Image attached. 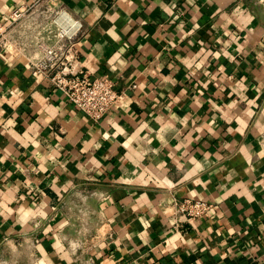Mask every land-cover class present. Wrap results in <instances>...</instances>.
<instances>
[{"label":"crops","instance_id":"1","mask_svg":"<svg viewBox=\"0 0 264 264\" xmlns=\"http://www.w3.org/2000/svg\"><path fill=\"white\" fill-rule=\"evenodd\" d=\"M54 1L123 97L94 120L1 51L0 264H264V0Z\"/></svg>","mask_w":264,"mask_h":264},{"label":"built area","instance_id":"2","mask_svg":"<svg viewBox=\"0 0 264 264\" xmlns=\"http://www.w3.org/2000/svg\"><path fill=\"white\" fill-rule=\"evenodd\" d=\"M83 22L54 0H34L0 22V53L24 54L31 73L49 79L77 108L101 119L123 95L107 75L92 78L77 66ZM176 214L187 221L210 215L216 204L201 199L175 202Z\"/></svg>","mask_w":264,"mask_h":264}]
</instances>
